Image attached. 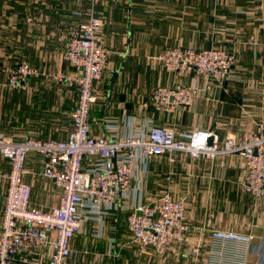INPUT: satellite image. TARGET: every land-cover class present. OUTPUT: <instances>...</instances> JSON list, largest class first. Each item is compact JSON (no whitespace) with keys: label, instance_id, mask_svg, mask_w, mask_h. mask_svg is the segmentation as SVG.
<instances>
[{"label":"crops","instance_id":"crops-1","mask_svg":"<svg viewBox=\"0 0 264 264\" xmlns=\"http://www.w3.org/2000/svg\"><path fill=\"white\" fill-rule=\"evenodd\" d=\"M84 0H0V133L22 142L64 141L72 127L77 89L50 77L28 80L25 89L7 86L19 63L46 73L66 74L63 46L85 22ZM94 13L102 22L100 43L106 68L95 83L88 126L92 137L118 140L144 135L149 126L171 127L180 135L210 132V143L243 140L264 122V0H100ZM224 48L233 56L228 79L165 71L153 60L166 49ZM159 87L195 88L190 106L157 110L152 94ZM45 159L31 153L23 180L31 187L30 206L57 207L59 190L44 177ZM9 165L0 156V226ZM244 159L219 155L193 159L183 153L140 163L128 197L100 214H85L80 233L70 241L68 264H204L211 231L254 236L245 264H264V199L244 191ZM185 201L187 240L159 255L139 252L127 217L138 205H151L164 194ZM50 247L31 256L46 264Z\"/></svg>","mask_w":264,"mask_h":264},{"label":"built area","instance_id":"built-area-1","mask_svg":"<svg viewBox=\"0 0 264 264\" xmlns=\"http://www.w3.org/2000/svg\"><path fill=\"white\" fill-rule=\"evenodd\" d=\"M90 5L84 23L73 29L63 46V60L70 73H46L26 62L9 71L7 86L25 89L30 78L50 77L77 89L72 127L64 141L26 139L15 142L0 133V156L7 160V190L0 226V264L33 263L31 256L42 245L50 247L46 264H68L70 241L80 233L85 214H100L117 200L128 197L135 173L144 160L183 153L193 159L212 160L219 155L237 154L244 159L242 187L257 199H264V122L243 140L227 138L222 146L210 141V132L180 135L174 128L149 126L144 135L118 140L92 137L88 117L95 100V83L101 81L108 53L100 43L102 22L94 13L100 0H84ZM167 72L198 75L222 81L228 79L233 56L224 48L175 47L153 57ZM195 88L159 87L152 94L157 110L173 111L190 106ZM36 153L45 159L44 177L59 190L57 207L47 211L30 206L31 187L23 180L25 161ZM185 201L169 193L151 205H138L127 217L132 241L139 252L152 249L161 255L172 244L187 240ZM251 234L211 231L204 264H245Z\"/></svg>","mask_w":264,"mask_h":264},{"label":"water","instance_id":"water-1","mask_svg":"<svg viewBox=\"0 0 264 264\" xmlns=\"http://www.w3.org/2000/svg\"><path fill=\"white\" fill-rule=\"evenodd\" d=\"M210 141H211V140H210ZM210 141H209V142H210Z\"/></svg>","mask_w":264,"mask_h":264}]
</instances>
